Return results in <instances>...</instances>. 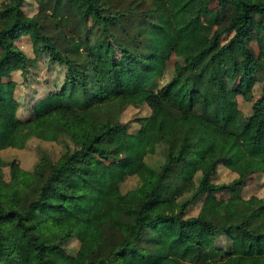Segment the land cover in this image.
Wrapping results in <instances>:
<instances>
[{
  "label": "trees",
  "instance_id": "obj_1",
  "mask_svg": "<svg viewBox=\"0 0 264 264\" xmlns=\"http://www.w3.org/2000/svg\"><path fill=\"white\" fill-rule=\"evenodd\" d=\"M163 1L0 0V264H264V0ZM172 55L160 87H111ZM217 194L259 203L190 213ZM44 208L71 228L45 235Z\"/></svg>",
  "mask_w": 264,
  "mask_h": 264
},
{
  "label": "rangeland",
  "instance_id": "obj_2",
  "mask_svg": "<svg viewBox=\"0 0 264 264\" xmlns=\"http://www.w3.org/2000/svg\"><path fill=\"white\" fill-rule=\"evenodd\" d=\"M163 0H156L157 5L161 6ZM259 28L258 24H252L250 29L246 32H253ZM18 47H20L28 56H32L31 44L28 37H22L18 42H16ZM237 59L239 73L248 78L252 75V68L250 64H245L243 58L239 52H235ZM127 60H121L123 64L127 63ZM154 62V61H153ZM179 62L175 55H172L167 60H156L154 63H146L144 65H139L136 63H130L128 61L130 70L125 68L116 71L117 82H113L111 87L121 90V91H131L136 90L139 87H160L163 85L172 75V69L174 63ZM9 67L14 69L17 67L16 62H11ZM13 79H19V72L13 71ZM44 89V87H42ZM240 106L247 111L249 106L245 104L240 98L236 99ZM221 178H230V176L225 172L221 171L219 174ZM264 180V177L256 179L257 182ZM39 182L36 179H31L25 182L24 188L26 193L22 199V205L25 206L29 201L34 199L38 193ZM230 194H217L208 195L202 201H196L192 204L190 213L196 214L202 209L204 214L215 224L219 225L222 223L238 222L241 218L245 217L252 207L258 205L256 199L250 200H232L229 198ZM54 197V196H52ZM55 198V197H54ZM75 212L77 211V203H69L68 205ZM42 212L46 215L47 219L41 224V227L45 235L49 237H54L57 234L64 232L71 228V224L60 219V217L51 209L44 208ZM81 218H88L87 215L79 214ZM249 226L253 230H259L264 228V213L255 212L250 215ZM70 264H77L76 260H72Z\"/></svg>",
  "mask_w": 264,
  "mask_h": 264
}]
</instances>
